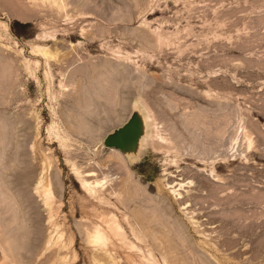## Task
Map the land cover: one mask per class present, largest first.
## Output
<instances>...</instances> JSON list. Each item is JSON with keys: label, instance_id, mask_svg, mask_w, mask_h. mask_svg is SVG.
Wrapping results in <instances>:
<instances>
[{"label": "rangeland", "instance_id": "374dc122", "mask_svg": "<svg viewBox=\"0 0 264 264\" xmlns=\"http://www.w3.org/2000/svg\"><path fill=\"white\" fill-rule=\"evenodd\" d=\"M42 1L0 0V264H264V0Z\"/></svg>", "mask_w": 264, "mask_h": 264}, {"label": "bare ground", "instance_id": "6f19581e", "mask_svg": "<svg viewBox=\"0 0 264 264\" xmlns=\"http://www.w3.org/2000/svg\"><path fill=\"white\" fill-rule=\"evenodd\" d=\"M60 2L62 1V0H59ZM30 2L31 3H37L36 2V0H30ZM45 3V2H49V3H51V4H57V0H53V1H51V0H43L41 3ZM71 37V36H70ZM38 52V51H37ZM36 53V52H35ZM42 54V56L43 57H46V58H48V54L47 53H44V51H40L39 50V52H38V55H41ZM47 60V59H46ZM86 66V65H85ZM91 69H90V71H88V73H89V75L91 76V77H94L95 78V75H97L96 74V72H95V66H93V65H91ZM79 71H74L73 72V74H71L73 77L74 76H76V74L78 73ZM108 83V82H107ZM103 85H105V86H108V85H106V84H102L101 86L103 87ZM97 88V87H96ZM95 88V89H96ZM113 88V87H112ZM103 89V88H102ZM104 90H107L106 89V87L104 88ZM116 90V89H115ZM102 95V94H101ZM100 95V96H101ZM77 96H80V94L79 95H77ZM100 98V97H99ZM74 99V98H73ZM75 99H77L76 97H75ZM93 100L94 99H92V102H93ZM73 102V101H72ZM79 102V98H78V101H76V103H78ZM94 102H95V100H94ZM68 103V102H67ZM75 103V104H76ZM79 103H81V102H79ZM91 103V102H90ZM80 105V104H79ZM79 105H78V107L77 108H79ZM82 108V107H81ZM81 110V109H80ZM87 111V110H86ZM81 116H83V115H80V117ZM86 119V118H85ZM147 121H149L148 119H146V118H143V122H144V125H145V135H146V128L148 127L147 126ZM250 146V145H249ZM119 151V150H118ZM128 151H131L130 149H128V150H126L125 152H128ZM120 154V153H119ZM77 170V169H76ZM78 172H79V170H77ZM77 171H76V174H78L77 173ZM85 172V171H84ZM91 172V171H90ZM84 174V173H83ZM86 174H88V172L86 173ZM78 176L80 177L81 176V173L80 174H78ZM84 177H87V178H95V177H97V175L95 174V173H93V172H91V174H89V175H86V176H84ZM173 177V176H172ZM174 178V177H173ZM182 180V179H181ZM213 181H215V182H220V180L219 179H214ZM81 182H82V189H83V191H86L91 197H93V198H99L100 197V195H105V196H107V193L109 192L108 191V189L106 190V189H104V186H102L103 185V182H94V183H90L89 181H87V180H84V179H82L81 180ZM179 183H182V182H179ZM176 184V183H175ZM176 186V188L178 187V185H175ZM180 186V185H179ZM181 187V186H180ZM174 188V187H173ZM173 188L172 187H170V189L172 190V191H170V194L171 195H173L174 194V196H175V199H176V201H177V203L178 204H185V203H183V201H184V199L186 198V196L183 194V193H181L180 191L181 190H173ZM124 191L122 192V193H125L126 195H129L130 193H129V191L127 190V189H125V187H124V189H123ZM178 191H179V193H178ZM97 194H100L99 195V197H97L98 195ZM109 194H111V195H116L115 193H109ZM130 196V195H129ZM101 198H103V197H100L99 198V201L101 202V203H103V199L101 200ZM122 203V200L121 199H118L117 200V202L116 203ZM106 203H109V202H106ZM109 205V204H108ZM110 206H112V205H110ZM189 207V206H188ZM187 207L186 206H184V207H181V209L182 210H184V209H186ZM98 218L100 219V220H102V223L111 231V232H119V231H121L122 230V227H121V225H119L118 223H117V216L113 213V212H111V217L109 218L108 217V215H106V214H104V213H101V214H98ZM141 223V222H140ZM94 226V225H93ZM94 230H95V232H94V234H93V236H90V237H92L91 238V240L93 239V244L94 245H96V246H99V248L101 247V248H103V249H106V248H108L107 247V241L108 240H106L105 238L106 237H108V236H105L104 235V232H105V229L102 227V225H98V226H96L95 225V227H94ZM90 239V238H89ZM108 239V238H107ZM91 244H92V242H90ZM163 245V244H162ZM159 247L161 246V245H158ZM264 246V245H263ZM162 247V246H161ZM260 247V246H259ZM95 248H98V247H95ZM264 248V247H263ZM159 251H161L160 249H159ZM172 252V251H171ZM170 253V252H169ZM168 253V254H169ZM164 254H165V252H164ZM173 254V253H172ZM170 255V254H169ZM134 256H135V254H134ZM165 256V255H164ZM171 256H173V255H171ZM171 256H168V257H171ZM104 257V256H103ZM102 257V258H103ZM102 258H98L97 259V261H100L99 259H101V261H105V262H108V261H110V260H107L106 261V259H109V258H106L105 260H103ZM164 259L163 260H165V261H167V257H163ZM173 258H175V256H173ZM169 259H171V258H169ZM168 259V260H169ZM156 260V259H155ZM99 263H101V262H99ZM98 263V264H99ZM107 264V263H106ZM109 264H110V262H109ZM149 264H158V263H156L154 260H152V261H149Z\"/></svg>", "mask_w": 264, "mask_h": 264}, {"label": "water", "instance_id": "95a60500", "mask_svg": "<svg viewBox=\"0 0 264 264\" xmlns=\"http://www.w3.org/2000/svg\"><path fill=\"white\" fill-rule=\"evenodd\" d=\"M144 133L143 115L135 112L127 123L105 138L104 145L122 152L130 149L134 156L140 151L139 142Z\"/></svg>", "mask_w": 264, "mask_h": 264}]
</instances>
